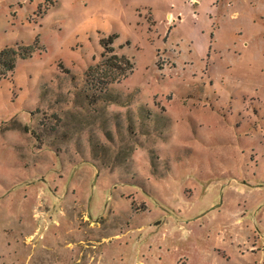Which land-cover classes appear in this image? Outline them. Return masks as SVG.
<instances>
[{
    "label": "rangeland",
    "instance_id": "obj_1",
    "mask_svg": "<svg viewBox=\"0 0 264 264\" xmlns=\"http://www.w3.org/2000/svg\"><path fill=\"white\" fill-rule=\"evenodd\" d=\"M15 43L0 264H264V0H0Z\"/></svg>",
    "mask_w": 264,
    "mask_h": 264
},
{
    "label": "trees",
    "instance_id": "obj_2",
    "mask_svg": "<svg viewBox=\"0 0 264 264\" xmlns=\"http://www.w3.org/2000/svg\"><path fill=\"white\" fill-rule=\"evenodd\" d=\"M111 39V38H110ZM102 39L101 43L108 50L109 40ZM36 51V46L32 44L15 43L14 45H7L0 51V79L2 76H6L7 72H12L16 67L18 58H29ZM124 58L125 57H121ZM129 64V61L125 59Z\"/></svg>",
    "mask_w": 264,
    "mask_h": 264
}]
</instances>
